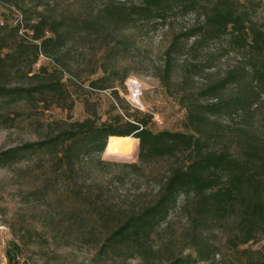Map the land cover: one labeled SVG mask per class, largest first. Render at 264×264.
I'll return each instance as SVG.
<instances>
[{
    "label": "trees",
    "instance_id": "16d2710c",
    "mask_svg": "<svg viewBox=\"0 0 264 264\" xmlns=\"http://www.w3.org/2000/svg\"><path fill=\"white\" fill-rule=\"evenodd\" d=\"M32 1L37 9L44 7L43 0ZM0 4L14 14L12 22L0 19V125L13 127L54 107L72 110L70 82L96 91L115 87L119 97L111 102L107 119L92 109L84 119L53 118L44 136L0 150L1 166L32 161L38 173L35 183L25 186L24 200L44 205L46 218L41 229L33 224L25 227L23 236L55 242L60 235L67 244L85 236L101 243L98 254L124 248L144 254L151 236L170 217L181 214L185 245L168 264H222L221 244L231 248L230 264H264V243L246 247L264 242V138L229 130L216 118L223 112L235 113L264 94V0H107L100 7L79 5L57 15L36 10L33 17L22 13L26 36L20 34L22 24L15 22V6L3 0ZM189 14L193 21L188 26L176 21ZM176 22L179 28L163 52L159 78L184 107V128L154 129L151 114L122 103L115 79L109 80L119 71L112 63L126 55L141 24L175 30ZM217 42L226 44L211 50ZM184 49L182 83L235 52L251 65L252 83L260 88L251 84L237 95L218 97L245 71L244 64L199 91L187 84L174 90L177 56ZM97 50L102 57L97 58ZM60 51L65 59L74 53L85 57L88 80L69 70L67 59L57 55ZM113 135L138 139V162L102 158ZM94 158L99 165L143 170L142 165L157 172V183L150 194L148 186H140L113 199L97 181L78 182L79 164ZM22 253V243L10 241L8 264H20Z\"/></svg>",
    "mask_w": 264,
    "mask_h": 264
},
{
    "label": "rangeland",
    "instance_id": "374dc122",
    "mask_svg": "<svg viewBox=\"0 0 264 264\" xmlns=\"http://www.w3.org/2000/svg\"><path fill=\"white\" fill-rule=\"evenodd\" d=\"M3 1L14 5L18 12L23 13L25 17H33L37 15L36 10H45L48 14L57 15L79 5L100 7L107 0H77L76 2L73 0H43L44 7L41 6L38 9L32 0ZM260 13L262 11L258 12L259 16ZM0 19H9L10 22L14 19V14L1 4ZM178 20H176L178 23L183 22L188 26L193 21V16L189 14L184 19ZM177 22L174 23L175 30L172 29L173 26L167 27L162 26V24L142 26L140 23L141 27L134 31L136 36L126 55L114 59L112 63L119 71L111 74L109 80L115 79L113 80L114 86L119 91L122 103L129 106L131 110L137 108L151 114L154 129L182 130L184 128L185 109L177 98L163 86L159 78L164 61L163 52L172 35L179 28ZM225 44L226 42L212 43L211 50H217ZM62 52H57V55L64 57L65 61L67 59L70 66L68 67L69 70L76 75L82 74L81 78L88 80L86 78L89 77L90 67L87 65L88 61L85 57L79 53H74V57L65 59L66 56ZM96 56L97 58L102 57L103 52L97 50ZM177 59L178 63L174 72V84L176 85H172L174 90L181 89L183 85L187 84L191 89L199 91L207 83L224 77L230 70H240L244 64L248 65L245 71H240L239 78L235 83L220 90L218 97L225 98L237 95L243 91V88L251 84L256 87V90L260 88L258 83H252L254 75L251 65L235 52L219 57L212 68L199 73V76L185 83H182L181 78L185 71L184 60L187 59V50L184 49L179 53ZM42 62H46V60H41ZM126 73L129 74L127 80L121 84L120 80ZM98 74L101 72L99 71ZM98 74L93 76H98ZM69 85L75 98V105L72 110L54 107L37 114L35 117H27L13 127L0 125V150L44 136L47 132L48 123L53 118L84 119L90 115L88 110L92 109L102 120L107 119L110 116V111H112L111 102L119 100L114 90L115 87L96 91L89 88L88 85L76 87L71 82ZM133 85H137V87L133 89ZM135 92L137 101L133 95ZM255 99L257 100L246 104L235 113L223 112L216 118L229 130L252 132L255 136L264 138V94ZM202 100L210 101L206 98H202ZM156 116L160 117L163 122L160 123ZM239 138V136L235 137L234 141H238ZM138 143L129 152L110 154L105 151L102 158L120 163L138 162ZM34 167L32 161L27 162L26 165H0V264H8L6 249L12 240L22 243L23 253L20 256V264H168L170 259L174 257L173 254H180L185 245L182 237L185 218L181 214L170 217L168 223L151 236L148 240V250L144 254H140L138 249L133 248H131L132 250L124 248L114 254H98L101 243H97L95 240L88 241L85 236L77 241L70 240L68 244V240H62L60 235L57 236L55 242L47 241L49 239L29 240L22 234L24 228L33 224L41 229L46 218L41 209L44 205L33 204L24 200L25 186L27 184L33 185L36 181L35 174L38 173L34 172ZM140 168L143 170L131 166H121V164L99 165L97 158L91 161L84 160L78 166V182H82L84 179L97 181V184H103V190L113 199L117 198L119 194L121 195L123 191L135 190L140 186H148L146 188L150 194L157 183V172L144 169L142 165ZM263 243H253L246 247L255 249L262 246ZM220 247L225 257L222 264H230V246L221 244ZM187 252L188 250L185 251V253ZM193 264L211 263L197 262Z\"/></svg>",
    "mask_w": 264,
    "mask_h": 264
},
{
    "label": "bare ground",
    "instance_id": "6f19581e",
    "mask_svg": "<svg viewBox=\"0 0 264 264\" xmlns=\"http://www.w3.org/2000/svg\"><path fill=\"white\" fill-rule=\"evenodd\" d=\"M138 139L132 136L113 135L109 138L106 152L114 154L117 152H129L137 146Z\"/></svg>",
    "mask_w": 264,
    "mask_h": 264
},
{
    "label": "built area",
    "instance_id": "2783aa9c",
    "mask_svg": "<svg viewBox=\"0 0 264 264\" xmlns=\"http://www.w3.org/2000/svg\"><path fill=\"white\" fill-rule=\"evenodd\" d=\"M15 14H16V19H15V22H20L21 24L23 23V14L22 13H20V12H18V10L15 8ZM20 34H22V35H25L26 36V34H27V31H26V29H25V27H24V25L22 24L21 25V27H20ZM129 79V78H128ZM137 79V78H136ZM137 87V85H133V89L134 88H136ZM133 95L135 96V98H136V92L135 93H133ZM136 101H137V98H136ZM156 118L158 119V121L160 122V123H162L163 122V120L159 117H157L156 116Z\"/></svg>",
    "mask_w": 264,
    "mask_h": 264
}]
</instances>
